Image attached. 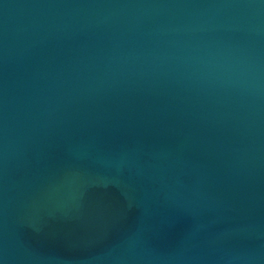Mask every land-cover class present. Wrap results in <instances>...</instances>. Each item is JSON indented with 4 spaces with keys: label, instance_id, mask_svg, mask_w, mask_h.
<instances>
[{
    "label": "water",
    "instance_id": "95a60500",
    "mask_svg": "<svg viewBox=\"0 0 264 264\" xmlns=\"http://www.w3.org/2000/svg\"><path fill=\"white\" fill-rule=\"evenodd\" d=\"M0 264H264V0H0Z\"/></svg>",
    "mask_w": 264,
    "mask_h": 264
}]
</instances>
